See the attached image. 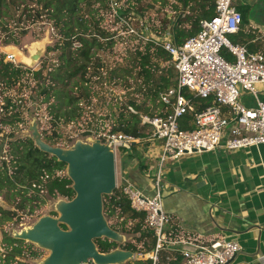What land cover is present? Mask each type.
Listing matches in <instances>:
<instances>
[{
	"label": "trees",
	"instance_id": "trees-1",
	"mask_svg": "<svg viewBox=\"0 0 264 264\" xmlns=\"http://www.w3.org/2000/svg\"><path fill=\"white\" fill-rule=\"evenodd\" d=\"M131 1L137 2V0ZM98 4L101 7L96 9ZM107 6V0H0V29L4 34V36L0 35V39L2 38L4 46L14 44L18 46L22 37L26 35L28 29H23L20 33L15 32L5 26L6 21L4 20L5 17L13 18L15 13L22 10L23 7L26 10V12L23 10L26 22L30 21L31 24H34L41 21L54 29V46L52 48L48 46L47 53L51 50L62 51L60 56L62 62L52 71L50 69L46 76L43 75L44 68L32 71L24 66L17 67L13 63L6 62L5 55L0 54V85L6 90L1 91L3 94V104L0 106L3 117L1 127L13 125L22 129V126L27 124V118L22 116L19 99L9 91L13 88L17 89L19 85L29 88L27 80L31 78L38 82L35 86L40 89V92L35 99L40 100L42 105L43 103L47 104V115L51 116L49 122L52 121L59 125V123L71 124L81 121L84 114L80 111L78 103L80 100L89 99V94H82L83 96L79 99L69 94L68 80L75 78V85L79 82H82L81 85L90 82L89 67L97 52L102 50L105 45L102 38H108L106 34H101V38L96 33H101L102 21L95 19L94 15H98ZM118 12L121 15L129 13L128 10L122 8ZM245 18L246 14L242 13L241 26L244 24ZM22 26L25 28L29 25L23 23ZM179 26L180 23L175 27L174 40L177 44H182L187 39L180 35L184 32ZM229 38L235 44L233 36ZM110 44L113 45V43ZM136 54L137 79L147 88V93L139 92L146 94L153 102L157 101L162 106L158 101L159 92L176 86V75L172 70L171 57L164 50L156 47L153 42L144 44L143 49L137 48ZM223 57L229 61L233 60L226 50L223 52ZM159 73L160 75L157 76ZM185 95L191 98L198 111L212 104V100H200L186 92ZM129 104L133 110L140 112V107L134 101ZM124 110L127 113H121L117 117L112 131L141 140L130 150H123L121 153L128 159L139 157L142 162L138 148L141 146L147 149L151 145L152 142L147 140L150 129L145 132L147 126H142L141 117L138 114H132L127 108ZM192 121V115H185L180 119L181 128L194 129ZM47 139L52 140V137L48 136ZM3 144L7 147V154L3 157L6 156L9 159L2 158L0 161V194L4 193V201L7 204L6 207L0 205V228L7 222L17 220L19 218L17 211L29 209L32 214L36 208L33 204H45L47 198L53 200L59 198L72 200L74 198L73 183L65 174L67 165L40 151L30 136L4 141ZM104 215L113 230L133 234V240L137 244L119 245V243L108 239H99L95 241V244L100 253H109L121 247L123 250L131 251L137 255V253H149L154 249L155 239L153 232L145 226V214L135 212L119 189H116L110 196H104ZM63 228L65 227L63 226ZM138 245L141 249H138ZM3 249L6 253L0 255V261H5L6 264H12L20 258L37 259L45 253L34 244L15 239L7 233H4ZM163 260H165V256ZM165 263H167L166 260ZM126 264H152V261L135 258ZM168 264H179V261L168 262Z\"/></svg>",
	"mask_w": 264,
	"mask_h": 264
},
{
	"label": "built area",
	"instance_id": "built-area-1",
	"mask_svg": "<svg viewBox=\"0 0 264 264\" xmlns=\"http://www.w3.org/2000/svg\"><path fill=\"white\" fill-rule=\"evenodd\" d=\"M236 1L215 0V14L210 19L202 20L198 33L182 44H177L169 32L162 36L154 35L143 23L140 31L130 29L135 37H150L149 42L168 53L176 74V86L158 94L164 114L139 115L142 126L150 129L147 139L152 142L150 151L157 150L159 153L148 194L129 181L117 186L130 202L131 208L145 214V226L153 232L155 239L151 252L134 254V258L150 259L152 264H162L163 254L183 245L194 249L177 250L182 257L180 264H231L241 252L237 241L218 238L204 245L200 241L168 232L171 217L165 212L163 203V173L167 163L185 155L210 153L220 148L240 151L264 145V101L259 97L260 88L264 86V53H252L246 46L235 45L230 41L229 36L239 32L243 20L235 6ZM114 4L118 5V2ZM50 29L54 30L52 27ZM224 50L232 56V61L223 57ZM5 54L6 62L26 67L15 54ZM185 92L200 100H212V104L198 111ZM244 93L254 99V106L247 107L241 102ZM17 99L19 104L23 103V99ZM130 110L138 114L131 107ZM185 115L193 116L194 129L181 128L180 119ZM112 128L109 123L100 120L97 127L87 130V133L93 140L110 146L115 155L130 150L141 141L113 132ZM5 147L3 144L1 159H7L3 157L7 154ZM88 264L95 263L90 261Z\"/></svg>",
	"mask_w": 264,
	"mask_h": 264
},
{
	"label": "crops",
	"instance_id": "crops-1",
	"mask_svg": "<svg viewBox=\"0 0 264 264\" xmlns=\"http://www.w3.org/2000/svg\"><path fill=\"white\" fill-rule=\"evenodd\" d=\"M140 2L127 3L132 6L133 21L147 25L158 36L169 32L174 38L175 27L180 23L184 32L180 35L191 38L200 30V22L214 15L215 0H150L146 8H133L140 6ZM235 6L246 14L239 34L231 35L235 45H244L252 53H264V0H237ZM259 97L264 101V86ZM241 101L246 106L255 105L246 93ZM158 108L159 114H164L163 107ZM255 147L240 151L220 148L167 163L163 173V203L171 217L168 232L204 245L218 238L237 241L241 252L231 264H264V145ZM150 148H138L143 170L122 168L123 181L153 180L159 153ZM135 185L142 187L138 182ZM182 248L194 249L179 245L163 254L162 264L177 261L180 264L182 257L177 250ZM164 256L171 260L165 259V263Z\"/></svg>",
	"mask_w": 264,
	"mask_h": 264
},
{
	"label": "rangeland",
	"instance_id": "rangeland-1",
	"mask_svg": "<svg viewBox=\"0 0 264 264\" xmlns=\"http://www.w3.org/2000/svg\"><path fill=\"white\" fill-rule=\"evenodd\" d=\"M128 1L129 0H107L108 6L106 7V9H102L103 11L98 15H94L95 19H99L100 21H102L100 25L101 33H96L99 34L101 38V34H106L108 38H102V41H104L105 45L102 50L100 49L97 52L94 57L93 63L89 67L90 82L86 85L83 84V86L81 85L82 82H79L75 85V78V80H68L69 94L78 99L83 96L82 94H89V99L80 100L78 103L80 111L84 114L81 118V121L73 124L59 123V125L57 123H53L52 121L49 122L51 116L47 115V104L43 103L42 105L40 100L35 99L38 96L40 89L35 86L38 84V82L31 78L27 80L29 81V88H25V86L19 85L17 89L13 88L9 91L12 95L23 99V103L20 104V106H22V116L27 118V124L23 125L22 129L19 127H14L13 125H10L9 127H7V125L1 127L3 117L1 116L0 110V155L2 154L1 148L4 141H13L23 136H31L32 132L30 130V127L33 124H36L45 142L53 146L68 149L78 141L89 143L92 139V136L87 133V130L96 128L100 120H102L106 124L109 123V125L113 127L115 125L114 122L116 121L117 117L121 113H127L124 108H127L132 114H134L130 110V107L132 106H130L129 103L131 101H134L135 104L140 107V112L138 113V115L159 114L160 111L158 108V102H153L146 94H140V92L147 93V88L145 87L144 83L140 84L137 79L138 62L136 50L137 48L143 49L144 44H147L149 42L150 37L145 36V38H139L130 33L131 28H134L138 31L142 30V28L140 21H133L131 14L132 6H127ZM149 1L150 0H141V2L139 3L140 6L138 5L137 7L133 8H146L148 7L147 3ZM115 2H118V5H115ZM100 7L101 6L98 4L96 6V9ZM120 8L126 11L128 10L129 13L125 15L119 14L118 10ZM23 10L25 9H23L22 7V10L17 11L13 18L5 17L4 20L6 21L5 26H8L10 30H14L15 32L19 33L23 31V23L29 25L27 27L28 30L26 32V35L22 37L21 42L18 46H16L15 44L4 46L1 38L0 54L6 55L5 53H12L9 52L8 48L15 47L16 49L27 55L29 54L31 47L34 44L45 42V54L41 62L31 70L38 71L41 68H44L43 75L46 76L48 75L50 69L52 71L62 62L60 61L62 51L51 50V52L47 53V47L51 46L52 48L54 46L55 40L53 35L55 31H51L50 26L45 25L44 22L41 21H38L34 24H31L30 21L26 22L25 16L23 15ZM157 19L160 20V16H158ZM7 21L9 24L7 23ZM0 35L4 36V34L1 32V29ZM110 43H113V45H111ZM172 70L174 71V69ZM158 75H160V73L157 74V76ZM174 75H176L175 72ZM61 87L62 85L60 86V88ZM3 90L4 87L0 85V106H2L3 104V94L1 93V91ZM250 103L247 104L248 107L251 106ZM148 130L149 128L147 127L145 129V132H148ZM48 136L50 138L52 137V140L47 139ZM7 159H9V157H7ZM0 161H2L1 158ZM142 164L143 162H141V159L139 157L135 156L134 159H128L125 158L121 152H118L116 154L117 186H119L123 182L121 176L122 168L129 167L130 170L135 171L143 170ZM65 174H67V170H65ZM151 180V178L135 179L134 181H132V184L135 185L138 182L142 186V190H144V192L148 194V188L150 187ZM4 200V193H1L0 205L6 207L7 204ZM59 201L68 200L65 198H59L57 200L47 198L45 204H33V206L36 208H34L35 210L32 214L29 212V209L24 211H17L19 213V218L13 222H7L2 228H0V255L6 253V251L3 249L4 233H7L8 235L13 237L16 233H20L31 228L41 217L51 216L57 218L59 214L56 208ZM118 233L123 236V242L119 243V245L136 243L133 240V234L124 232ZM137 247L138 249H141L140 245H138ZM117 250L123 249L119 247L117 248ZM48 255L49 252L45 251V253L41 255L40 258L33 260H25L20 258L16 259L12 264H42L43 261L48 257ZM0 264H6V262L0 261Z\"/></svg>",
	"mask_w": 264,
	"mask_h": 264
},
{
	"label": "water",
	"instance_id": "water-1",
	"mask_svg": "<svg viewBox=\"0 0 264 264\" xmlns=\"http://www.w3.org/2000/svg\"><path fill=\"white\" fill-rule=\"evenodd\" d=\"M46 51V48H45ZM32 56L35 68L44 54ZM30 138L40 151L67 165V176L72 181L75 196L72 200L59 201L57 218L41 217L31 228L13 237L38 246L49 252L42 264H125L135 255L127 250L100 253L96 240L108 239L123 242V236L113 230L104 215V196L117 189L116 155L107 144L99 140L89 143L76 142L64 149L45 142L36 124L31 125ZM63 226L65 228H63Z\"/></svg>",
	"mask_w": 264,
	"mask_h": 264
},
{
	"label": "bare ground",
	"instance_id": "bare-ground-1",
	"mask_svg": "<svg viewBox=\"0 0 264 264\" xmlns=\"http://www.w3.org/2000/svg\"><path fill=\"white\" fill-rule=\"evenodd\" d=\"M45 48H46L45 42L36 43L31 47L29 54L27 55L22 53L15 47H9L8 49H9V52H12L13 54L16 55L18 61L23 62L28 65H32L33 64L32 56L38 52L44 53Z\"/></svg>",
	"mask_w": 264,
	"mask_h": 264
}]
</instances>
